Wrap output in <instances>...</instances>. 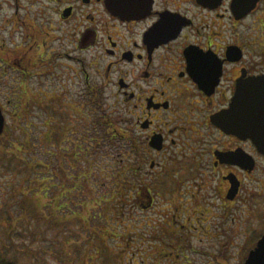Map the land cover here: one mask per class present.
<instances>
[{
  "label": "flooded vegetation",
  "instance_id": "af4514ba",
  "mask_svg": "<svg viewBox=\"0 0 264 264\" xmlns=\"http://www.w3.org/2000/svg\"><path fill=\"white\" fill-rule=\"evenodd\" d=\"M248 1L152 0L126 19L107 0H0V106L4 98L27 103L35 95L26 80L35 77L48 127L50 101L91 116L111 87L128 125L114 138L120 197L159 216L149 255L160 252L170 264H192L189 252L213 259L216 250L223 259L235 246L238 206L257 220L242 264L264 234L263 194L242 199L247 184L264 186L252 177L264 155L249 134L217 122L235 126L236 104L264 88V0ZM53 58L70 61L66 80L56 78Z\"/></svg>",
  "mask_w": 264,
  "mask_h": 264
},
{
  "label": "rangeland",
  "instance_id": "374dc122",
  "mask_svg": "<svg viewBox=\"0 0 264 264\" xmlns=\"http://www.w3.org/2000/svg\"><path fill=\"white\" fill-rule=\"evenodd\" d=\"M54 45L58 46V42H55ZM53 59V65L56 66L54 69L56 78L63 81L66 80V78H64L66 74L64 71L67 69L63 65H69L70 63L67 62L70 61L63 58ZM26 83L28 92L34 94V97L29 94V101L27 103L17 104L15 106L5 104L4 98L2 102L3 105H1L6 119L5 124L7 126L6 135L0 137V216H2L1 213L5 212V217L6 214L13 217H18L19 214H21L22 207L20 204L11 201V191L18 182H24V179H22V174L12 170L11 162L9 161L10 158L7 160V158L4 157V145L7 144V142L9 147L12 143L19 141L23 145L26 142H31L35 145V148L30 149L31 153H39V151L42 152V150L45 152L49 145L41 138H39L40 142H38L36 136L30 137L28 136V132H24L23 130L24 126L28 123L33 127V130L27 129V131L45 132L46 130L42 119L43 116L36 99V91L38 90L37 80L35 77H31L26 80ZM13 84L16 85L18 82L16 83V81L13 80ZM53 89L55 88L48 86L46 88L47 94L52 96L57 95L59 89L56 88L57 92L52 94ZM77 89L80 90L77 85L75 88L71 86L72 91L68 95L71 98L75 97ZM111 93V87L104 89V93L100 96L102 104L100 103L97 108L103 116L102 120L108 121V126L113 124V128L118 133H122V129H126L128 125L123 120L125 115L119 111V107L115 103V98L112 97ZM68 95L66 97H68ZM63 103L64 100L60 102L59 99L50 101V103H47V106L55 107L56 109L63 108L64 111H62L66 116L64 122H66L68 126L73 127L78 124L74 111L72 112L74 109ZM24 105L27 108L21 110V106ZM108 128L110 129V127ZM114 135L116 136L118 134L114 133ZM68 140L64 139V144H68ZM106 141L105 147L102 148L100 152L103 157H100V159H102L98 160L99 165L105 168L103 171L99 169L95 170V173H100L101 177L104 172H106L105 169L112 164L110 161L111 158L117 156L116 154L118 153L117 147L119 143L117 140H113L115 142V147H113V149L108 145L109 139ZM39 148H41V150H39ZM41 158L44 162L47 159L46 157H42V155ZM88 161L91 162L90 159H88ZM85 165L88 166L86 161L84 166ZM82 168L83 162H80L78 169L81 170ZM252 177L256 181H264V163H259V168L254 172ZM61 180L62 179H59V182H61ZM100 181L104 182L103 178H100ZM243 192L242 199L246 197L244 194L247 195L252 192L254 194L260 192L264 196V186H258L256 182L255 186L253 184H247ZM120 198V203L116 201L108 205L110 206L108 210L109 214L106 215V218L111 223L110 225H106L103 220H93L90 218L89 224L82 226L73 219L68 223L66 222L67 224L64 225L61 230L53 231L47 230L44 224H37L36 220L27 218L23 223V227L20 226L18 228L19 225H17L15 228V230H17L16 233H12L7 229L6 222L1 218L0 262L3 264H9V261L15 264H154L155 259L152 256L154 253L149 255L151 251L149 247L152 241V239H150L152 237L151 233H155L156 230L153 227L154 219H158L159 216H156V213L149 209L143 210L140 207L133 209V207H131V205H133V200ZM85 199L86 201L88 200L87 205L90 206L91 194L86 192L85 197L81 198L78 204H71L67 208L60 209L59 215L69 213L67 209L80 210ZM6 203H8L7 207L5 206ZM61 203L60 201V204ZM238 205H240V203ZM88 208V210H90V207ZM237 208L235 214L236 221L233 226L235 246L225 250L223 259H218L216 257V250L211 252L214 254L213 259L205 258L204 256H198L199 258H197V255H191L189 252L187 257L192 264H218L217 261H226L229 264H242L243 256L246 255L247 250L251 248V245H248L246 252L242 250L244 239L249 236L254 226H257V220L251 219V216H247V213L245 215L244 207L238 206ZM98 210L101 213L105 212L104 208ZM103 230H109V232L107 231V233H104V235L101 236L102 239L100 235H92L93 233L91 232L97 231L100 234ZM158 235H160V233ZM198 237L203 236L198 234ZM220 237H222V235ZM159 253L160 252L154 254L158 255V259L156 260L157 264L171 263L168 259L166 260V257H160Z\"/></svg>",
  "mask_w": 264,
  "mask_h": 264
},
{
  "label": "trees",
  "instance_id": "16d2710c",
  "mask_svg": "<svg viewBox=\"0 0 264 264\" xmlns=\"http://www.w3.org/2000/svg\"><path fill=\"white\" fill-rule=\"evenodd\" d=\"M23 108L27 107L25 105L21 106V110ZM62 110L63 108L45 107V122L48 125L45 132L27 131V129L33 130L29 123L23 128L24 132H28V136H36L38 142L41 138L49 144L46 148L47 152L42 150L39 153H31L30 149L35 148V145L31 142H26L23 145L19 141L12 143L10 147L7 145L8 142L4 145V157L7 160L10 158L12 170L18 171L24 179V182H18L11 191V201L20 204L22 207L21 214L18 217L6 214L5 217L4 212L0 216V219L2 218L6 222L7 229L12 233H16L15 228L17 225H19L18 228L23 227V223L27 218L36 220L37 224H44L47 230L53 231L61 230L64 225L73 219L82 226L88 225L90 218L103 220L106 225H110L111 223L106 218V215L109 214L110 206L108 205L116 201L121 202L118 154L111 158L112 164L105 169L106 172L102 177L100 173H95V170L103 171L105 168L99 165L98 160L103 157L100 152L105 147L106 140L109 139L108 145L113 149L115 147L113 141L115 137L112 136H115L114 133L117 134L118 132L113 126H108V121L102 120L103 116L95 104L92 105L91 116L88 115L85 108L72 110L78 120V124L73 127L64 122L66 116L64 110ZM6 133L7 126H5V130L0 137H3ZM64 139H69V143L64 144ZM41 155L47 158L45 162ZM85 161L88 166H84ZM80 162H83L81 170L78 169ZM100 178H103L104 182L100 181ZM57 179L62 180L58 182ZM86 192L91 194L90 206L87 205L88 200L85 199L80 210L67 209L69 213L59 215L60 209L67 208L71 204H78V201L85 197ZM7 205L8 203L5 206L7 207ZM88 207H90V210H88ZM101 208L105 209L104 213L98 210H102ZM107 231L109 232V230ZM107 231L103 230L100 234L97 231L91 232L92 235H100L102 239L101 236Z\"/></svg>",
  "mask_w": 264,
  "mask_h": 264
},
{
  "label": "water",
  "instance_id": "95a60500",
  "mask_svg": "<svg viewBox=\"0 0 264 264\" xmlns=\"http://www.w3.org/2000/svg\"><path fill=\"white\" fill-rule=\"evenodd\" d=\"M152 0H107L110 11L121 18H134L150 9ZM249 3L251 0L248 1ZM255 3V0L252 1ZM252 103L236 104V125H230L229 120L217 122L225 130L233 132L247 133L253 139L258 151L264 155V88L251 89ZM249 101V99H247ZM235 108V105L233 106ZM234 111V109H233ZM229 113V112H227ZM229 115V114H227ZM5 127V117L0 107V135ZM244 264H264V235L258 240L256 247L253 248Z\"/></svg>",
  "mask_w": 264,
  "mask_h": 264
},
{
  "label": "snow or ice",
  "instance_id": "6c2138e0",
  "mask_svg": "<svg viewBox=\"0 0 264 264\" xmlns=\"http://www.w3.org/2000/svg\"><path fill=\"white\" fill-rule=\"evenodd\" d=\"M197 69H196V66L195 65H193V71L195 72Z\"/></svg>",
  "mask_w": 264,
  "mask_h": 264
}]
</instances>
